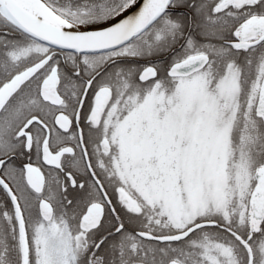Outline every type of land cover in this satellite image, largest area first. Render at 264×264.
Listing matches in <instances>:
<instances>
[{
  "label": "snow or ice",
  "instance_id": "obj_1",
  "mask_svg": "<svg viewBox=\"0 0 264 264\" xmlns=\"http://www.w3.org/2000/svg\"><path fill=\"white\" fill-rule=\"evenodd\" d=\"M0 264H264V0H0Z\"/></svg>",
  "mask_w": 264,
  "mask_h": 264
}]
</instances>
